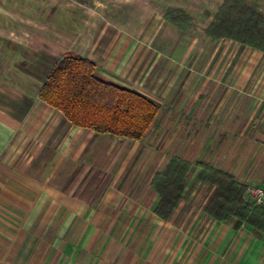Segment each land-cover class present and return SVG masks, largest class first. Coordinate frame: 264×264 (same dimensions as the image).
<instances>
[{
    "label": "crops",
    "instance_id": "0c3cea01",
    "mask_svg": "<svg viewBox=\"0 0 264 264\" xmlns=\"http://www.w3.org/2000/svg\"><path fill=\"white\" fill-rule=\"evenodd\" d=\"M99 12L79 16L80 32L54 11L0 6V264H243L256 233L207 215L215 187L202 189L196 164L246 184L242 165L264 157V52L203 35L176 59L155 45L157 17L135 32ZM68 55L93 61L99 78L159 106L145 138L75 126L40 98ZM132 143H157L158 154L167 143V163L179 157L194 166L195 187L187 184L169 220L155 213L158 195L149 208L136 203L115 172ZM101 145L107 168L97 158ZM204 190L210 199L198 208Z\"/></svg>",
    "mask_w": 264,
    "mask_h": 264
},
{
    "label": "trees",
    "instance_id": "16d2710c",
    "mask_svg": "<svg viewBox=\"0 0 264 264\" xmlns=\"http://www.w3.org/2000/svg\"><path fill=\"white\" fill-rule=\"evenodd\" d=\"M177 12L186 19L187 26L181 28H191L190 17L182 10ZM175 19L172 16L170 21L174 23ZM205 33L213 40L228 39L264 52V13L246 0H225ZM95 70V63L89 59L66 56L50 72L40 98L75 126L132 140L145 138L158 116L159 106L137 92L106 82ZM197 166V180L215 187L205 208L207 215L222 222L235 219L264 233V207H252L246 201V185L208 162H199ZM193 169L189 161L173 157L163 171L154 174L150 187L159 196L155 213L163 220L175 214Z\"/></svg>",
    "mask_w": 264,
    "mask_h": 264
},
{
    "label": "rangeland",
    "instance_id": "374dc122",
    "mask_svg": "<svg viewBox=\"0 0 264 264\" xmlns=\"http://www.w3.org/2000/svg\"><path fill=\"white\" fill-rule=\"evenodd\" d=\"M55 0H52V2ZM225 0H62V7L58 9L45 6L48 0H0V6L6 9L9 5L16 10L33 11L36 15L50 13L52 11L61 15L63 23H70V28H77L82 32L84 29L79 23V16L84 11L92 13L105 12L106 17L117 25L127 28L130 31L139 32L146 29L157 17L158 29L155 33V41L158 47L163 48L165 54L174 53L176 59L183 56V52L188 45L189 40L201 39L206 35L205 30L213 20L215 14L222 6ZM250 5H257L261 12L264 13V0H246ZM30 5L27 6L26 3ZM16 3V4H15ZM7 6V7H6ZM46 8V11L44 9ZM44 9V10H43ZM177 10H182L185 15L190 17L192 27L187 26ZM170 13V15H169ZM64 19H63V17ZM175 17L174 24L170 18ZM177 17H180L177 18ZM188 22V20H187ZM157 143H132L129 144L122 153L119 163L114 165L115 172L122 178H125L126 189L134 194L136 203L144 207H151L158 198L157 194L150 187V179L155 172L163 171L167 165V143H159L160 154L153 150ZM120 143L113 145L112 156L116 155ZM100 152L97 158L101 159L104 168L109 166L104 155L103 145L99 148ZM170 161V160H169ZM159 162V163H158ZM114 163V162H113ZM197 165V164H196ZM195 165V166H196ZM99 166V164L97 165ZM244 169L243 182L247 184L263 185L264 184V157L250 161L242 165ZM153 178V177H152ZM152 180V179H151ZM193 182V183H191ZM195 180H188L187 184L194 188ZM193 184V185H192ZM192 185V186H191ZM202 185V184H201ZM202 189L208 185H202ZM204 195L197 199L198 208L203 206L211 194L204 190ZM131 194V195H132ZM133 196V195H132ZM197 210V207H196ZM198 211V210H197ZM198 213V212H197ZM255 231V230H254ZM256 240L250 245L247 259L243 264H264V233L256 232ZM153 249V247H151Z\"/></svg>",
    "mask_w": 264,
    "mask_h": 264
},
{
    "label": "built area",
    "instance_id": "2783aa9c",
    "mask_svg": "<svg viewBox=\"0 0 264 264\" xmlns=\"http://www.w3.org/2000/svg\"><path fill=\"white\" fill-rule=\"evenodd\" d=\"M245 198L252 207H264V184H247Z\"/></svg>",
    "mask_w": 264,
    "mask_h": 264
}]
</instances>
